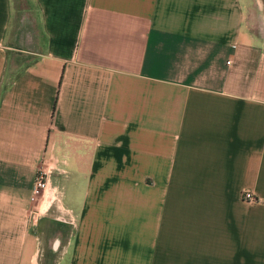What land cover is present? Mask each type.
<instances>
[{"label": "crops", "instance_id": "obj_1", "mask_svg": "<svg viewBox=\"0 0 264 264\" xmlns=\"http://www.w3.org/2000/svg\"><path fill=\"white\" fill-rule=\"evenodd\" d=\"M51 220L55 264H264L262 0H0V264Z\"/></svg>", "mask_w": 264, "mask_h": 264}, {"label": "rangeland", "instance_id": "obj_2", "mask_svg": "<svg viewBox=\"0 0 264 264\" xmlns=\"http://www.w3.org/2000/svg\"><path fill=\"white\" fill-rule=\"evenodd\" d=\"M262 1L264 2V0ZM31 49L32 46L29 45H18L17 50L13 51L15 53H19L20 55L15 56V61H13V65L11 66V68H9L12 74L17 73L22 67L32 62L35 55L32 53L33 51ZM73 220L74 219L70 215L69 219L65 220L66 222H63V224L72 226ZM61 227L62 226L55 221L51 220L49 222H46V226L43 229L44 234L42 237L44 251L41 252V264H55L57 251L66 242L65 236H61L58 231V229H64ZM54 247L56 248V251H54Z\"/></svg>", "mask_w": 264, "mask_h": 264}, {"label": "built area", "instance_id": "obj_3", "mask_svg": "<svg viewBox=\"0 0 264 264\" xmlns=\"http://www.w3.org/2000/svg\"><path fill=\"white\" fill-rule=\"evenodd\" d=\"M52 166L41 164L36 170L35 177L32 184L30 202L33 204L29 210L31 223H36L39 215L44 208L42 207L40 199L47 192L49 187L50 176L52 174ZM245 200L252 201L255 196L250 191H245L243 194ZM49 203L47 202V207Z\"/></svg>", "mask_w": 264, "mask_h": 264}]
</instances>
